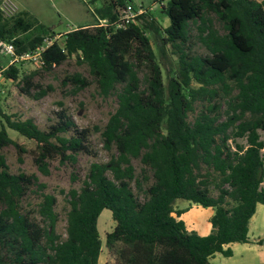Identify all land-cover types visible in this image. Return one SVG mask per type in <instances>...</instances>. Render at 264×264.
<instances>
[{"label":"trees","instance_id":"16d2710c","mask_svg":"<svg viewBox=\"0 0 264 264\" xmlns=\"http://www.w3.org/2000/svg\"><path fill=\"white\" fill-rule=\"evenodd\" d=\"M130 2L105 0L96 9L105 24L70 30L42 57L43 72L75 57L103 97L116 93L117 108L103 127L80 128L62 109L43 130L0 106V264H99L104 250L112 264H213L216 253L232 255L224 246L249 241L250 219L264 205V0H160L165 28L151 14L123 20ZM148 31L177 59L166 79ZM55 34L28 13L6 18L0 11V40L13 43L17 54ZM195 43L204 54L193 52ZM1 74L36 100L51 90L17 65ZM65 82L77 92L90 85L79 73ZM9 129L35 144L34 163L45 176L52 161L74 164L89 154L96 133L111 153L68 192L65 238L56 231V197L36 175L11 173L1 154L9 146L26 152ZM134 160L143 165L139 175ZM33 187L41 201L26 211L23 200ZM179 199L214 210L210 234L188 231L187 210L174 207ZM104 210L114 227L102 238Z\"/></svg>","mask_w":264,"mask_h":264},{"label":"rangeland","instance_id":"374dc122","mask_svg":"<svg viewBox=\"0 0 264 264\" xmlns=\"http://www.w3.org/2000/svg\"><path fill=\"white\" fill-rule=\"evenodd\" d=\"M13 1L18 6V12L28 13L40 24L51 28L56 34L101 23L99 22L100 18L96 9L105 2V0H101L94 5H89L87 0ZM133 4L135 9L140 10L141 8L144 14H151L162 27L165 28L169 25L167 17L160 10V0H133ZM147 36L151 40L152 47L166 79L168 68L172 67V69L177 70V59L170 53L168 47H165L164 52L161 51L160 42L152 32L148 31ZM62 38L63 36L61 40ZM192 50L194 53H205V50L197 43L193 45ZM9 61L10 59L7 56L0 54V87H2L0 106L8 115L19 117L22 120L33 118L41 129L48 130L55 122L56 112L63 109L75 121L77 126L92 129L94 126L103 127L117 108L116 93L108 98L103 97L94 77L89 73L88 66L86 64L79 65L75 57L53 68L50 72H43L39 66L31 63L17 64L21 74L36 73L34 83L42 88H51L48 95L39 100L23 94L20 91L19 81L7 80L2 76L1 70L9 66ZM76 73L81 74L90 82L86 89L79 92L76 91L74 85L65 82L68 76ZM224 109L225 106L221 110ZM200 110H202L201 104L197 106L196 113ZM195 114H191L190 119ZM8 133L12 140L26 150L25 153H21L15 146H9L1 151V154L7 160L11 173L22 172L27 175H36L39 182L46 186L44 192L56 197L57 205L55 209L59 215L56 231L62 238H65L67 212L69 209L66 197L68 192L71 189H79L82 186L83 180L93 162L107 163L110 160L111 153L104 148L100 134L96 133L90 138L89 154L77 156V161L74 164L70 162L62 164L59 160H54L49 165L50 174L45 176L34 163L35 144L13 130L9 129ZM20 159L23 161L20 162ZM133 165L136 169V174L139 175L143 165L139 160H134ZM152 182L153 180L151 179L149 184H152ZM214 185L215 183L213 182L210 186L211 194L217 197L219 192ZM40 194L41 191H38L36 187H33L27 193L23 200V206L26 211L37 209L41 201ZM189 205L190 202L179 199L176 200L174 207L176 209H187ZM212 210V208H194L183 219L187 225L191 227L194 225L198 228V233L202 234L205 228H211L209 220ZM113 227L112 213L109 210H104L98 219V228L102 238L105 237L106 233L111 232Z\"/></svg>","mask_w":264,"mask_h":264},{"label":"crops","instance_id":"0c3cea01","mask_svg":"<svg viewBox=\"0 0 264 264\" xmlns=\"http://www.w3.org/2000/svg\"><path fill=\"white\" fill-rule=\"evenodd\" d=\"M68 31L61 33L66 34ZM194 208L200 209L199 205L190 203L186 209L190 213ZM214 214V210L210 213V218ZM188 231H195L198 233V228L194 225L191 227L185 222ZM211 228H205L204 233L199 235L206 236L210 234ZM248 238L246 243H231L224 246V249H229L232 252L230 257H225L221 253H216L212 256L211 262L213 264H264V205L258 204L256 212L252 216L248 226ZM99 264H112L108 253L104 250L100 257Z\"/></svg>","mask_w":264,"mask_h":264},{"label":"built area","instance_id":"2783aa9c","mask_svg":"<svg viewBox=\"0 0 264 264\" xmlns=\"http://www.w3.org/2000/svg\"><path fill=\"white\" fill-rule=\"evenodd\" d=\"M0 11L6 18H12L18 13V6L14 3L13 0H2L0 3ZM144 14L143 10L135 9L133 3L126 5V8L123 10L122 19L125 21H133L137 16ZM106 21H101V24H105ZM62 34L48 35L44 37L43 43L33 50H29L22 54H17L16 49L13 43L4 42L0 40V54L7 56L10 65H17L20 63H31L39 67L43 63V54L55 43L61 40ZM0 92H2V87H0Z\"/></svg>","mask_w":264,"mask_h":264}]
</instances>
